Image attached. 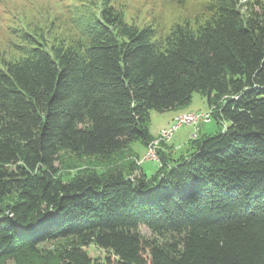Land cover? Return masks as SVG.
<instances>
[{
	"label": "trees",
	"instance_id": "1",
	"mask_svg": "<svg viewBox=\"0 0 264 264\" xmlns=\"http://www.w3.org/2000/svg\"><path fill=\"white\" fill-rule=\"evenodd\" d=\"M208 3L201 25L156 37L105 0L77 41L29 32L0 59V264H264V5ZM194 92L219 129L157 150L154 172L58 176L60 151L146 145L149 111Z\"/></svg>",
	"mask_w": 264,
	"mask_h": 264
},
{
	"label": "rangeland",
	"instance_id": "2",
	"mask_svg": "<svg viewBox=\"0 0 264 264\" xmlns=\"http://www.w3.org/2000/svg\"><path fill=\"white\" fill-rule=\"evenodd\" d=\"M105 0H0V59L16 60L21 56V50L27 46V33H43L48 36L49 46H56L60 41L66 44L77 41L80 31L76 20L82 22L91 20L97 14V3ZM243 2L244 0H240ZM253 2L254 0H247ZM262 2L264 0H257ZM107 4L123 15L126 22L136 27L145 25L155 30V36L167 32L174 25L187 23L190 28L201 25L210 16L208 0H107ZM211 110L205 97L194 92L190 102L176 109L158 112L149 111L148 131L152 135L150 142H155L157 150H170L176 155L184 152L187 140L197 131L198 135H212L219 129L211 117L207 123L182 124L170 139H163L162 129L171 124L182 114L187 112L204 113ZM196 134V135H197ZM148 151L146 145L133 141L125 149L108 157L82 156L70 152L60 151L55 165L58 176L62 180H69L83 172L106 174L109 171H122L134 163L135 174L142 169L146 174L155 171L159 161L145 158ZM157 159V158H156ZM154 159V160H156ZM61 242V241H59ZM58 241L43 243L41 248L54 249ZM87 251L91 257H102L103 251L89 246ZM32 264H37L32 258ZM39 264V263H38ZM44 264V263H41Z\"/></svg>",
	"mask_w": 264,
	"mask_h": 264
},
{
	"label": "bare ground",
	"instance_id": "3",
	"mask_svg": "<svg viewBox=\"0 0 264 264\" xmlns=\"http://www.w3.org/2000/svg\"><path fill=\"white\" fill-rule=\"evenodd\" d=\"M187 116L188 117H194V118L189 119L188 121H184V118ZM207 118H208V120H206ZM209 118H210V111H207L204 113L203 112L202 113L187 112V113L182 114L179 117H177L176 120L173 122V124H171L170 127H172L173 125H176V124H180V125H182V124H197L199 121L208 122ZM170 127H167V128H170ZM167 128H165V129H167ZM175 130L173 132H175ZM173 132H167V134L165 136L164 131L162 129V131L160 132V135L163 139H170L173 135ZM149 145L151 147H156V143L154 141L148 143V148H149ZM154 159H156L155 149H154Z\"/></svg>",
	"mask_w": 264,
	"mask_h": 264
},
{
	"label": "built area",
	"instance_id": "4",
	"mask_svg": "<svg viewBox=\"0 0 264 264\" xmlns=\"http://www.w3.org/2000/svg\"><path fill=\"white\" fill-rule=\"evenodd\" d=\"M192 118H194V117H188L187 116L184 118V121H188L189 119H192ZM206 120H208V118ZM179 125L180 124H176L170 128L163 129L165 136H166L167 132H173L175 129H177L179 127ZM191 138H195V132L191 135ZM154 149H155V147H151L149 145V148H148V151L146 152L145 158H148L149 160H154Z\"/></svg>",
	"mask_w": 264,
	"mask_h": 264
},
{
	"label": "water",
	"instance_id": "5",
	"mask_svg": "<svg viewBox=\"0 0 264 264\" xmlns=\"http://www.w3.org/2000/svg\"><path fill=\"white\" fill-rule=\"evenodd\" d=\"M190 138H191V137H190ZM156 158H157V159H156V160H153V161H155V162H156V161H159V160H158V156H156Z\"/></svg>",
	"mask_w": 264,
	"mask_h": 264
}]
</instances>
